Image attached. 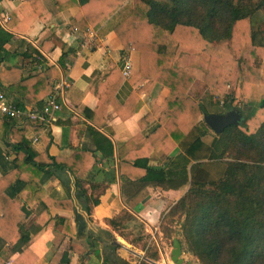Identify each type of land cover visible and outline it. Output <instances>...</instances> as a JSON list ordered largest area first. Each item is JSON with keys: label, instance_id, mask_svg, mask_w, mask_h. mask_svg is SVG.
Wrapping results in <instances>:
<instances>
[{"label": "trees", "instance_id": "1", "mask_svg": "<svg viewBox=\"0 0 264 264\" xmlns=\"http://www.w3.org/2000/svg\"><path fill=\"white\" fill-rule=\"evenodd\" d=\"M53 1L59 10L80 5L76 26L86 28L109 21L108 30L126 48L139 52L137 77L169 89L160 115L165 125L172 124L180 133L183 171L195 162L189 190L161 223L168 242L173 245V237L180 234L186 251L200 264H264V95L245 101L247 87L264 81V0ZM42 3L30 0L35 9ZM1 41L0 52L4 53ZM51 72L58 74L49 67L25 77L18 66L6 68L0 71V90L19 92L23 104L35 108L46 94ZM197 78L207 85L201 100H194L188 93ZM229 81L234 86L231 91L227 89ZM103 99L100 95L99 109L103 108ZM233 108L243 111L240 124L226 127L221 134L213 132L204 120L205 128H200L199 118L204 112L221 113ZM30 126L18 127L14 119L0 112V248L10 242L15 250H21L33 233L54 224L56 218L48 213L54 201L48 198L45 183L55 170L67 167L75 173L67 159L32 145L27 138ZM217 164L223 166L222 173L214 178L212 167ZM173 167L157 171L146 167L143 186L150 182L166 186L169 178L186 176L184 172L173 174ZM76 187L83 190L77 177ZM92 200L98 204V195ZM36 204L41 208L37 225L26 228L34 213L32 205ZM107 222L127 242L145 249L140 264H157L159 250L147 246L144 224L130 211L125 209ZM130 227L139 230L132 239L125 231ZM75 237L85 239L86 253L96 246L91 236L80 231ZM111 257L113 264H132L116 254Z\"/></svg>", "mask_w": 264, "mask_h": 264}, {"label": "crops", "instance_id": "2", "mask_svg": "<svg viewBox=\"0 0 264 264\" xmlns=\"http://www.w3.org/2000/svg\"><path fill=\"white\" fill-rule=\"evenodd\" d=\"M33 8L30 0H0V40L5 49L0 52V71L18 66L26 77L49 67L57 70L59 76L51 72L46 94L35 108L43 106L60 82L65 84L57 91L62 107L47 125L30 126L27 138L37 150L67 159L75 173L67 167L54 171L44 187L54 201L48 213L56 218L55 223L33 233L21 250H15L10 242L5 244L0 248V264H105L114 254L140 264L145 249L124 240L107 222L125 209L144 224L147 246H155L160 253L157 264H170L173 245L161 223L189 190L195 161L183 171L180 133L172 124L165 125L160 115L169 89L137 77L139 52L126 48L108 30L109 21L86 28L76 26L81 11L78 4L59 10L53 0H43L42 6ZM125 56L133 62L130 77L122 73ZM0 91L13 104L33 107L23 104L22 95L15 90ZM206 91L205 81L197 78L188 93L198 100ZM100 95L104 96L102 109ZM263 95L264 81L247 87L245 101ZM199 125L205 128L202 121ZM36 137L38 141L33 142ZM169 166H174L170 170L173 174L184 172L186 176L171 177L166 186L154 182L143 186L146 167L157 171ZM76 177L84 191L77 190ZM95 195L99 197L96 205L92 202ZM32 206L34 213L26 228L37 225L41 211L39 205ZM175 229L179 231L180 226ZM79 231L96 241L92 251L86 253L85 239L75 237ZM174 238L181 242L182 236ZM120 244L117 250L112 249Z\"/></svg>", "mask_w": 264, "mask_h": 264}, {"label": "built area", "instance_id": "3", "mask_svg": "<svg viewBox=\"0 0 264 264\" xmlns=\"http://www.w3.org/2000/svg\"><path fill=\"white\" fill-rule=\"evenodd\" d=\"M9 18V17H8ZM77 30V29H75ZM123 68L122 73L125 77H130L133 69V62L129 56L122 59ZM65 84L60 82L56 84L54 92L46 98L43 106L39 109L30 106H18L7 100L4 92L0 91V112L10 119L16 120L19 124L34 125L41 124L47 125L54 118V113L61 109V102L57 96V91ZM224 102H222V105ZM38 138H34L33 142H37ZM9 159V155L6 156ZM5 264H10L9 262Z\"/></svg>", "mask_w": 264, "mask_h": 264}, {"label": "water", "instance_id": "4", "mask_svg": "<svg viewBox=\"0 0 264 264\" xmlns=\"http://www.w3.org/2000/svg\"><path fill=\"white\" fill-rule=\"evenodd\" d=\"M204 121L216 134H221L224 129L230 125H238L244 119L243 111L238 108H233L221 113L217 112H204ZM183 245L178 238H174L173 247L170 254V259L174 264H183L184 257Z\"/></svg>", "mask_w": 264, "mask_h": 264}, {"label": "rangeland", "instance_id": "5", "mask_svg": "<svg viewBox=\"0 0 264 264\" xmlns=\"http://www.w3.org/2000/svg\"><path fill=\"white\" fill-rule=\"evenodd\" d=\"M258 17H260V19H261V17H262V22H263V15H260V16H258ZM260 20H258V22H259ZM260 25V24H259ZM255 28L256 29H259V26H258V24L256 23L255 24ZM260 32H259V38H260ZM261 36H262V34H261ZM263 68H264V66H263ZM234 88V86H233V82L232 81H229L228 82V84H227V89H228V91H231L232 89ZM194 99V98H193ZM202 99V95L200 96V99H198V100H201ZM195 100V99H194ZM221 105H222V102L220 103ZM223 106V105H222ZM199 120L200 121H203V116L202 117H200L199 118ZM222 165H213V167H212V175H213V177L215 178V177H217V176H220V174L222 173ZM127 233H131V235H130V239H132V237H136L135 235L136 234H139V230L137 229V228H132V227H130L129 229H126L125 230ZM123 238V237H122ZM124 239V238H123ZM125 240V239H124ZM131 248H132V246H130ZM139 247V246H138ZM140 248V247H139ZM182 256L184 257V262H183V264H200V262H199V260L195 257V256H193L191 253H189V252H187L186 251V249H185V247H183V254H182ZM170 264H174L173 262H170Z\"/></svg>", "mask_w": 264, "mask_h": 264}]
</instances>
